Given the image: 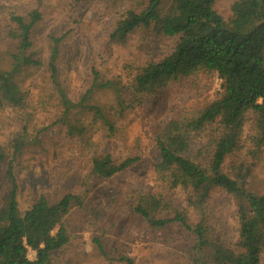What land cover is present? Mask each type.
Returning <instances> with one entry per match:
<instances>
[{
	"label": "trees",
	"instance_id": "trees-1",
	"mask_svg": "<svg viewBox=\"0 0 264 264\" xmlns=\"http://www.w3.org/2000/svg\"><path fill=\"white\" fill-rule=\"evenodd\" d=\"M40 21L37 11L26 17L10 15L16 52L9 70L0 72V105L25 120L22 135L9 144L12 152L0 146L5 185L0 206V264H57L58 256L72 240L66 218L74 208H83V200L75 195H66L56 204L39 196L28 210L22 212L19 207L13 164L25 146L28 121L24 116L30 108L19 78L24 69L41 67L32 40L33 29ZM138 30L149 38L173 40L174 44L159 60L148 61L128 87L99 82L95 73L92 88L77 102L69 99L57 81L56 58L61 40L52 39L49 79L57 92L63 126L80 142L93 179L105 181L130 168L137 159L115 162L109 154L99 152L84 124L70 123L72 112L91 114L94 123L101 122L114 131L104 109L91 105L94 88L112 90L109 115L120 117L180 79L199 75L218 78V100L184 120L170 122L157 137L159 154L154 173L163 191L139 195L134 213L151 230L183 235V254L176 264H262L264 195L249 193L247 180L251 165L264 160V0H235L228 21L215 11L214 0H147L121 13L109 39L124 44ZM247 123L249 130L245 133ZM192 136L206 138V159L201 161L187 153ZM235 158L236 163L231 165L235 176L231 177L225 167ZM170 191L187 194L186 209L177 208L173 197L166 196ZM217 192L237 203L232 237L230 229L210 214ZM94 242L106 257L102 243L98 239ZM29 250L35 252L34 260H29ZM119 262L135 264L126 256L119 257Z\"/></svg>",
	"mask_w": 264,
	"mask_h": 264
},
{
	"label": "rangeland",
	"instance_id": "rangeland-1",
	"mask_svg": "<svg viewBox=\"0 0 264 264\" xmlns=\"http://www.w3.org/2000/svg\"><path fill=\"white\" fill-rule=\"evenodd\" d=\"M145 1L0 0V72L9 70L11 56L16 52L10 15L26 17L33 11L41 15L32 34L33 52L41 67L24 69L19 78L30 105L24 116L28 121L25 146L13 164L20 210H28L39 196L51 204L66 195L83 200V208H74L66 218L72 240L58 256L57 264H122V256L133 259L135 264H176L183 254V235L151 230L134 213V206L139 195L163 191L154 173L159 154L157 137L170 122L184 120L218 100L220 80L207 75L180 79L120 117L109 115L112 90L94 88L91 105L104 109L114 131L101 122L94 123L91 114L72 112L70 123L84 124L99 152L109 154L115 162L137 159L124 172L97 181L90 174V163L80 142L67 133L61 122L62 109L49 79L52 39H60L57 81L70 100L77 102L92 88L95 73L99 82L130 86L148 61L159 60L174 44L173 40L149 38L143 30L131 34L124 44L111 42L109 36L121 13L138 8ZM234 2L214 0V9L228 21ZM23 120L16 111L0 105V146L5 151L11 153L9 144L22 135ZM248 130L249 123L245 133ZM187 153L201 161L206 159V138L192 136ZM235 160H229L225 167L231 177L235 176L231 169ZM3 173L4 166L0 165V206L5 193ZM247 191L264 195V160L251 165ZM165 194L173 197L177 208L186 209V193ZM236 211L237 203L230 196L214 194L210 214L230 229L231 237L236 229ZM188 212L195 221L193 212ZM95 239L102 243L106 257L97 250ZM29 258L35 259L34 251H29Z\"/></svg>",
	"mask_w": 264,
	"mask_h": 264
},
{
	"label": "built area",
	"instance_id": "built-area-1",
	"mask_svg": "<svg viewBox=\"0 0 264 264\" xmlns=\"http://www.w3.org/2000/svg\"><path fill=\"white\" fill-rule=\"evenodd\" d=\"M29 251H30V250H29ZM29 251H28V255H27V256H28V258H29ZM29 260H31V259L29 258Z\"/></svg>",
	"mask_w": 264,
	"mask_h": 264
}]
</instances>
